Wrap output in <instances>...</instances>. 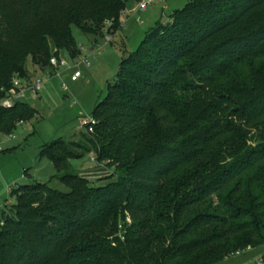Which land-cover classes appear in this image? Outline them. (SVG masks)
I'll list each match as a JSON object with an SVG mask.
<instances>
[{"label": "trees", "instance_id": "1", "mask_svg": "<svg viewBox=\"0 0 264 264\" xmlns=\"http://www.w3.org/2000/svg\"><path fill=\"white\" fill-rule=\"evenodd\" d=\"M130 1L2 0L0 99L29 60L55 76L52 58H78L74 28L117 31ZM37 114L0 108V135ZM93 118L42 149L56 176L0 207V264H219L264 242V0H190L123 58ZM87 154L114 169L105 184L74 173Z\"/></svg>", "mask_w": 264, "mask_h": 264}, {"label": "rangeland", "instance_id": "2", "mask_svg": "<svg viewBox=\"0 0 264 264\" xmlns=\"http://www.w3.org/2000/svg\"><path fill=\"white\" fill-rule=\"evenodd\" d=\"M189 2L154 0L153 6L139 12L140 2L130 1L126 8L129 19L121 18V26L115 32L111 27L109 30L104 28L103 35H91L74 28L81 55L73 59L62 52L60 56L65 58L68 67L61 68L58 75L49 77L48 73H40L28 61L29 76L41 77L43 85L37 98L28 95L24 103L36 109L38 114L32 120L18 121L12 135H0L1 208L15 204L11 190L23 185L48 183L57 175L54 165L41 156L44 146L59 139L78 142L81 134L86 133L82 122L93 118L95 107L106 98L108 84H114L123 58L138 50L150 30L168 23L171 15ZM109 34L113 41L106 43ZM76 72L82 77L73 82L71 79ZM94 159L93 154H87L83 158H72L70 162L79 177L98 185L105 184L104 178L113 174L114 169L109 168L108 162L97 164ZM50 187L63 193L68 191L58 179H54ZM263 256L264 242H260L237 250L219 264H264Z\"/></svg>", "mask_w": 264, "mask_h": 264}, {"label": "built area", "instance_id": "3", "mask_svg": "<svg viewBox=\"0 0 264 264\" xmlns=\"http://www.w3.org/2000/svg\"><path fill=\"white\" fill-rule=\"evenodd\" d=\"M154 0H144L139 3L138 11H144L148 7L153 6ZM121 18H124L126 20L129 19V14L127 13L126 9L121 12ZM113 26L112 22H109L106 24L105 29L111 28ZM106 43H111L113 41L112 36L109 34V36L105 39ZM51 66L57 69L56 75H58V71L61 68L68 67V63L66 62L65 58L60 56L59 58H52L51 60ZM86 65L89 66L88 61L84 62ZM51 75H49L50 77ZM82 74L80 72H76L74 76L72 77V81L76 82L78 79H80ZM42 85L43 81L41 77H35L30 79H22V78H14L12 81V87L5 92L4 97L0 99V108L3 109H12L14 108L18 103L24 102V100L27 98L28 95L33 96L34 98H37L41 91H42ZM97 124L96 120L94 118H91L89 120H84L81 124L82 128H85L87 132H93L94 126ZM132 225V220L130 217H127L125 222H121L119 224V236L123 240L124 234L126 232V228L130 227ZM263 263V262H261ZM260 263V264H261Z\"/></svg>", "mask_w": 264, "mask_h": 264}, {"label": "crops", "instance_id": "4", "mask_svg": "<svg viewBox=\"0 0 264 264\" xmlns=\"http://www.w3.org/2000/svg\"><path fill=\"white\" fill-rule=\"evenodd\" d=\"M82 77V76H81ZM77 82V81H76Z\"/></svg>", "mask_w": 264, "mask_h": 264}]
</instances>
